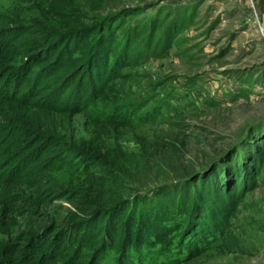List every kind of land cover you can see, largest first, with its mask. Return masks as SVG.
Returning <instances> with one entry per match:
<instances>
[{"label":"rangeland","instance_id":"obj_1","mask_svg":"<svg viewBox=\"0 0 264 264\" xmlns=\"http://www.w3.org/2000/svg\"><path fill=\"white\" fill-rule=\"evenodd\" d=\"M96 18H107L103 47L118 46L119 67L95 104L76 111L55 85L34 94L30 82L15 84L11 66L44 69L30 67L40 59L23 43L38 39L48 55L63 42L58 34ZM92 33L68 37L76 68L79 50L96 42ZM49 59L39 64L47 69ZM0 63V247L35 218L28 210L48 211L40 197L53 200L52 215L67 207L76 218L91 209V193L96 202L129 198L115 209L114 249L137 226L157 230L139 255L147 263L264 264V0H0ZM249 133L252 142L240 147ZM57 135L82 153L99 150L102 163L47 145ZM193 170L204 172L184 181ZM62 191L77 192L82 213L54 199ZM196 222L203 234L188 235ZM105 254L101 264H115L116 252ZM12 255L0 264H15Z\"/></svg>","mask_w":264,"mask_h":264},{"label":"trees","instance_id":"obj_2","mask_svg":"<svg viewBox=\"0 0 264 264\" xmlns=\"http://www.w3.org/2000/svg\"><path fill=\"white\" fill-rule=\"evenodd\" d=\"M110 15L111 14L108 16ZM118 15H121V13ZM108 16L106 17L109 18ZM107 18L101 19L98 22V19L96 18L89 26L85 25L78 27L75 30L58 34V37H61L63 42L57 46L56 51L50 50L48 55L44 54V48L39 49L40 44L37 43L38 39H29L23 43L29 48V55H31L32 58L37 57L40 59L36 60V62L30 65V67H37L38 70L41 69L40 67H44V69H42L43 72L39 73L34 72V70H28L30 73L26 74L23 66H11V78L14 80L15 84L19 87V84L22 86L26 82H30L32 84L34 94L39 92L40 89L42 90L45 87L55 85L56 88H59L58 95L60 96L58 97L60 99L63 98L61 100L62 104L66 103L64 105L66 108L75 107L76 111H80L81 109L87 107V105L95 104L96 98L104 91L107 83L116 77L117 68L119 67L117 60H114L115 55L113 56V52L118 51V46H115L116 49H114V46L103 47L105 41L103 27L104 21H106ZM62 19L64 20L63 23H67L66 21H68V23L72 26L77 24V21L66 20V18ZM85 31H92V36L89 38L90 40L96 42L90 47L87 46L86 50H79L84 52L83 56L79 59V63L83 62V64L79 66L78 63L76 68L75 66L77 61L70 63L71 53L75 50H66L68 46V37ZM51 37L52 35H49L48 38L51 39ZM96 37L97 39H95ZM7 41L8 39H6L5 46H9L10 42L13 40H9L10 42ZM79 47L76 48L79 49ZM47 56L50 57L48 63L51 65H49L46 69V65H40L39 63L47 58ZM58 61H60V64H58ZM1 65L2 63H0V67ZM65 68L66 70H64ZM115 110H119V108ZM52 132L55 131L52 130ZM248 135H250V133L240 141V144H242L240 147L243 146L244 148L245 146L250 145L252 138L250 136L247 137ZM54 141V144L47 143V145H58L63 147V151H67L68 153L76 156L78 154L79 160L88 161V159L92 160L94 158V160H92L93 163H102L103 161V156L99 150L89 147L88 152L82 153L76 144H68L67 142L61 140L59 135L54 137ZM233 151L231 150L229 153L226 152L225 155L223 154L211 166V168H214L222 160L228 159L226 157ZM194 171L195 170L191 171L189 177L187 176L188 178L184 181L188 182L195 176H201L204 172V170L196 173H194ZM236 174L237 171L218 178V185L220 186V183L224 184V179L229 178L230 180L233 175L236 176ZM76 195L77 192L70 193L69 191H62L58 193L54 199L67 198L69 201L74 203L73 206L77 207L81 211L83 209L81 208L82 204L76 200ZM90 195H92L91 197H95L94 194L90 193ZM91 197L86 199L87 207L88 209H91L89 211L84 210L86 211L83 213L84 215L76 218L72 215L74 213L70 210V208L67 207L65 211H62V213L54 211V214L52 215L48 211L53 200L45 201L42 197H40V202L44 204L42 207L44 209H48V211L39 212L38 210H34L31 212V210H28L35 218L25 225L24 229L18 230L19 228H12V230L7 233L8 241L3 242L0 247V259L4 260L5 257L13 254L12 259L15 260V264H101L107 250L113 249L116 252L115 264H176L180 261L177 260L176 263H172L170 260L160 262L162 260L160 258L156 259V261L152 258H146L147 261L150 260V263H147L143 255L139 256L142 254L141 251L144 248H149L152 245L151 239L159 237V234L158 236L154 235L157 230L151 228L141 229L137 226L135 228V236L130 238L126 235L123 239L121 238L118 240L121 245L118 249H114L113 245L117 239L115 235H118L115 233L117 232L116 226L120 223L117 222V220L115 221V209H118L125 201L127 202L129 198L113 200L112 198L107 199V197L99 200V202H96V200ZM103 201H105V204H98ZM112 211L113 213H111ZM25 212H27V210H25ZM199 216L200 215L198 214L197 219H199ZM124 222L130 223L132 220L128 219ZM134 222L137 223V221ZM134 222L131 224H134ZM194 228L196 231H193L192 233L191 230H194ZM125 229H129V232L126 233H131V229L129 227H126ZM200 230L201 233H198ZM184 231H189V229H185L183 232ZM196 232L200 234L199 236H201L204 232L203 229H200V224L197 222L194 224V227L190 229L188 235ZM43 233H46L48 237L45 241H43V244H40L42 245L41 247L37 246L38 244L34 246V248H38L39 250L31 251L29 254L25 253L26 251H29V245H34L32 242L37 238V236L42 235ZM208 238L203 239V241ZM191 239L192 238H190L187 243L182 242L180 243V246L178 245L180 248L178 255L183 254V252L190 249V246L188 247L186 245H190L188 242H190ZM199 241L202 242V239ZM195 244L198 243L196 242ZM11 250H13L12 253H10ZM4 253H6L5 256L3 255ZM20 255L25 256V258H20ZM135 255L137 258H135ZM172 255H174L173 252L170 256L172 257Z\"/></svg>","mask_w":264,"mask_h":264},{"label":"water","instance_id":"obj_3","mask_svg":"<svg viewBox=\"0 0 264 264\" xmlns=\"http://www.w3.org/2000/svg\"><path fill=\"white\" fill-rule=\"evenodd\" d=\"M223 155V154H222ZM221 155V156H222ZM221 156L217 157L212 163H210L207 168H210Z\"/></svg>","mask_w":264,"mask_h":264}]
</instances>
